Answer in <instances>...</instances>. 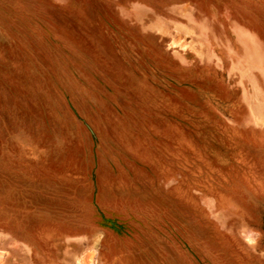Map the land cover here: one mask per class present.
Returning <instances> with one entry per match:
<instances>
[{
	"label": "rangeland",
	"instance_id": "obj_1",
	"mask_svg": "<svg viewBox=\"0 0 264 264\" xmlns=\"http://www.w3.org/2000/svg\"><path fill=\"white\" fill-rule=\"evenodd\" d=\"M239 31L264 0H0V264H264Z\"/></svg>",
	"mask_w": 264,
	"mask_h": 264
},
{
	"label": "crops",
	"instance_id": "obj_2",
	"mask_svg": "<svg viewBox=\"0 0 264 264\" xmlns=\"http://www.w3.org/2000/svg\"><path fill=\"white\" fill-rule=\"evenodd\" d=\"M234 34L237 42H234L236 44H232L231 47L233 45L241 47L242 53L237 54L234 48L230 49V83L232 82L235 87H238L240 99L246 108L247 115L242 118L241 122H237L234 118L235 114L230 112V191L236 184L234 185L236 194L238 191V194L246 197L264 196V138L261 139L260 149L256 153L258 161L252 167V169L258 170L257 192H252L250 189V165L245 173V164H239L234 159V154H237L238 149H245L247 143L244 140L233 139L234 132H246L252 125L264 132V45L258 41L254 34L251 35L249 32L239 31L232 33V36ZM239 243L242 248H245L247 255H251L253 250L255 254L264 258V252H258L254 247L256 239L249 232H242ZM230 264H233L231 259Z\"/></svg>",
	"mask_w": 264,
	"mask_h": 264
},
{
	"label": "water",
	"instance_id": "obj_3",
	"mask_svg": "<svg viewBox=\"0 0 264 264\" xmlns=\"http://www.w3.org/2000/svg\"><path fill=\"white\" fill-rule=\"evenodd\" d=\"M263 226H264V215H263Z\"/></svg>",
	"mask_w": 264,
	"mask_h": 264
},
{
	"label": "bare ground",
	"instance_id": "obj_4",
	"mask_svg": "<svg viewBox=\"0 0 264 264\" xmlns=\"http://www.w3.org/2000/svg\"><path fill=\"white\" fill-rule=\"evenodd\" d=\"M254 116V115H253Z\"/></svg>",
	"mask_w": 264,
	"mask_h": 264
}]
</instances>
